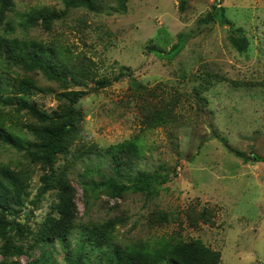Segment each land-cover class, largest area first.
Listing matches in <instances>:
<instances>
[{
    "label": "rangeland",
    "instance_id": "1",
    "mask_svg": "<svg viewBox=\"0 0 264 264\" xmlns=\"http://www.w3.org/2000/svg\"><path fill=\"white\" fill-rule=\"evenodd\" d=\"M14 2L15 11L9 16L15 23L18 13L32 8L66 7L56 0ZM98 5L97 11L69 8L67 16L54 22L49 31L37 26L30 33L45 42H59L73 54L90 57L94 69L109 78L122 73L121 79H112L108 86L99 87L98 76L87 82L81 100L84 120L79 141L107 147L137 135L143 153L129 171L152 174L158 183L152 182L150 194L128 191L109 197L100 193L87 207L83 168L99 164L101 173L95 172L93 177L107 178L113 174L109 169L115 159L106 152L81 156L67 169L77 189L78 207L69 247L59 239L38 242L30 256H20L22 264L41 250L54 264H67L65 254L77 251L89 221L112 216L124 219L112 230L115 243L153 244L173 236L198 239L220 251L219 264H264V86L234 83L264 78V0H126L124 8L117 0H104ZM214 9L217 15L203 20ZM231 35L245 37L247 46L237 49ZM15 70L6 73L0 69L6 89L0 98L1 120L15 135L32 140L24 126L29 119L25 110L16 113L14 102H2L14 94ZM207 74L222 78L204 89L200 83ZM37 79L53 92L34 93L29 101L35 100L51 112L57 104V85L40 74ZM137 81L154 94L134 91ZM154 103H168L176 119L148 129L149 115L144 108L150 109L147 104ZM23 152L0 142V162L30 172V195L24 197L25 207L18 220L36 230L47 215L57 213L51 210V191L28 211L31 205L26 202L34 197L42 171L29 165Z\"/></svg>",
    "mask_w": 264,
    "mask_h": 264
},
{
    "label": "trees",
    "instance_id": "2",
    "mask_svg": "<svg viewBox=\"0 0 264 264\" xmlns=\"http://www.w3.org/2000/svg\"><path fill=\"white\" fill-rule=\"evenodd\" d=\"M66 6L55 9L50 6L32 8L18 13L19 21L15 23L9 14L15 11L14 0H0V69L9 72L15 68L16 77L12 83L14 94L8 95L2 102L12 104L16 113L25 110L29 116L24 126L32 135V140L21 138L10 131L1 120L0 142H6L19 150L31 166H39L42 173L40 184L34 197L26 202L28 211L32 212L44 193L54 195L51 210L56 215H47L36 230H33L22 220L19 211L25 207V198L30 195V172L28 169L11 168L9 163L0 162V264H22L20 256L28 255L31 248L38 242L50 243L59 239L64 246L70 245L71 229L78 215L76 205L77 189L67 175V169L78 158L87 154L103 155L106 152L115 159V164L109 169L113 174L107 178L95 179V172L101 173L99 164L83 168L81 172L82 188L85 206L89 207L91 200L99 198L100 193L109 197L123 196L124 193L135 192L150 194L156 178L143 171L130 173L133 161L142 155L141 140L136 135L107 147H98L91 142L79 141L84 112L81 100L85 97L84 87L88 81L98 76L99 87L108 86L112 79L118 81L122 73L112 78L100 74L94 69L95 62L81 53L73 54L59 42H45L31 35L30 29L41 27L43 31L52 29L54 22L67 16V9L85 7L97 11L99 3L104 0H56ZM126 0H117L119 7L124 8ZM214 7V6H213ZM17 13V12H16ZM217 15L214 9L203 20L207 21ZM226 21L225 16L221 15ZM202 20V21H203ZM182 41V34L179 36ZM230 40L237 49L247 46V40L242 35H231ZM181 45L178 46V48ZM53 82L57 86L54 93L57 104L51 112L42 109L35 101H29L34 93L53 92L52 87L42 86L38 75ZM221 75L207 74L202 77L200 87L207 89ZM238 85L252 87L264 86V78L259 81H239ZM134 91L154 94L148 86L137 81ZM199 87V88H200ZM6 91L0 78V98ZM198 93L199 89H195ZM138 94L137 96H139ZM149 103V102H147ZM154 103L150 109L144 108L149 115L146 127L152 128L172 117V107ZM14 106V107H13ZM150 116L152 118H150ZM11 118V114H10ZM78 140V141H77ZM238 155L244 154L237 151ZM57 164V162H61ZM99 166V167H98ZM162 180L164 176L159 177ZM53 192V193H52ZM161 218V216H159ZM120 216L108 217L100 222L89 221L81 233L77 251L70 250L65 254L67 264H219L221 253L205 245L198 239L185 240L180 237L161 238L153 244L113 242L112 230L117 224H123ZM36 232V234L34 233ZM32 235V236H31ZM111 244V245H109ZM87 245L89 248H87ZM25 264H54L51 257L43 250L40 254Z\"/></svg>",
    "mask_w": 264,
    "mask_h": 264
}]
</instances>
